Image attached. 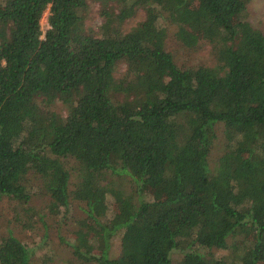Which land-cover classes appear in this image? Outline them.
Returning <instances> with one entry per match:
<instances>
[{
	"label": "trees",
	"instance_id": "1",
	"mask_svg": "<svg viewBox=\"0 0 264 264\" xmlns=\"http://www.w3.org/2000/svg\"><path fill=\"white\" fill-rule=\"evenodd\" d=\"M116 1L95 35L86 0H0V200L27 202L32 173L53 206L84 201L67 264H264V33L247 1ZM138 9L144 19L122 31ZM160 20L184 43H210L216 65L179 66ZM219 128L225 149L210 167ZM108 172L129 176L137 199L103 184ZM239 235L234 259L212 253ZM31 256L0 235V264Z\"/></svg>",
	"mask_w": 264,
	"mask_h": 264
},
{
	"label": "rangeland",
	"instance_id": "2",
	"mask_svg": "<svg viewBox=\"0 0 264 264\" xmlns=\"http://www.w3.org/2000/svg\"><path fill=\"white\" fill-rule=\"evenodd\" d=\"M246 1L247 20L253 27L264 33V0ZM105 8L117 12L118 2L116 0H86L81 9L85 28L95 35L101 33V25L104 22L102 10ZM144 14L143 9H138L133 17L122 23L121 30L129 31L144 19ZM47 16L48 9L40 19L43 32L48 27ZM160 25L166 30L165 49L172 54L179 66L194 68L199 65L210 67L216 65L217 58L210 43L201 39H197L191 44L184 43L177 36L176 24L160 20ZM125 69L126 64L121 62L115 75L120 76ZM52 109L62 115L66 112L60 102L55 103ZM224 149L225 142L219 128L209 155L210 167L216 164ZM65 163L66 169L71 175L69 188L73 189L79 179L76 170L77 163L74 160H66ZM25 184L30 195L27 202L10 197H3L0 200V235L11 233L26 243L31 249L32 264H67L69 260H74L69 243L73 242L74 232L79 227V221L86 216L85 202L71 198L68 208L60 205L53 206L40 179L34 174L30 173L27 176ZM103 184H111L123 191L125 195L132 194L137 199L134 182L125 174L115 175L108 172ZM112 202L113 197L108 195V216L112 213ZM243 244V235L232 237L228 239L226 248L212 249V253L217 257L234 259L239 249L244 246ZM119 251L120 235H116L111 240V255L117 256ZM182 252L180 249L174 250L171 254L173 261H178L182 257Z\"/></svg>",
	"mask_w": 264,
	"mask_h": 264
}]
</instances>
